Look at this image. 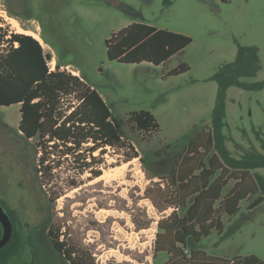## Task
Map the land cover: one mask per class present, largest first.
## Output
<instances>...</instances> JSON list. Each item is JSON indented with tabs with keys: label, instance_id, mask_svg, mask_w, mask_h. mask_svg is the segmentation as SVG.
Masks as SVG:
<instances>
[{
	"label": "rangeland",
	"instance_id": "374dc122",
	"mask_svg": "<svg viewBox=\"0 0 264 264\" xmlns=\"http://www.w3.org/2000/svg\"><path fill=\"white\" fill-rule=\"evenodd\" d=\"M23 9L30 22L16 16ZM0 14L15 22L10 25L0 16V28L9 37L31 31L43 40V45L38 41L53 56L51 71L58 63L79 71L124 131L121 147H106L104 155L97 151L94 161L87 160L101 176L86 171L79 177L71 170L77 162L55 155L52 160L60 167L43 185L36 173L38 139L26 140L19 131L21 106H0V204L12 211L21 234L18 252L3 264H68L50 243L52 225L76 249L79 263L163 264V254L154 258L158 222L173 209L159 212L156 205L165 206V196H174L172 170L193 171L216 154L210 145L206 152L204 148L213 136L219 95L215 75L237 60L240 47H255L262 68L243 81H264V0H0ZM38 22L42 31L36 29ZM133 23L186 35L192 43L160 66L109 60L106 41ZM182 63L188 72L168 75ZM69 103L63 107L67 114L78 104L74 97ZM225 106L228 125L223 132L232 155L264 153L259 140H264V89L230 87ZM139 111L156 118L157 132L145 136L128 125L130 115ZM134 152L139 157L129 161ZM258 176L264 179V169L251 171L246 181L257 194L240 203L238 214L221 218L224 232H235L224 239L213 231L204 240L209 255H255L264 261V202L250 209L263 197ZM73 181L78 188L71 186ZM235 184L230 180L226 190ZM54 194L62 196L50 202Z\"/></svg>",
	"mask_w": 264,
	"mask_h": 264
},
{
	"label": "trees",
	"instance_id": "16d2710c",
	"mask_svg": "<svg viewBox=\"0 0 264 264\" xmlns=\"http://www.w3.org/2000/svg\"><path fill=\"white\" fill-rule=\"evenodd\" d=\"M8 37L7 32L0 28V106L19 104L21 135L26 140L38 139V180L44 185L45 181L55 178L54 171L60 167V162L52 160L55 155L66 162L70 159L77 162L78 166L71 170L76 171L79 177L86 171H91L95 177L101 176L100 172L93 170V162L87 160L92 157L94 161L93 153L97 151L104 155L106 147H121L124 133L102 96L83 77L75 76L67 69L61 70L60 64L55 71H51L49 62L53 56L46 53L33 36L13 32ZM191 43L192 39L186 35L133 23L114 33L106 41V49L111 61L126 64L147 62L160 66L182 53ZM261 68L257 48L240 47L237 60L221 67L215 75L219 95L212 117L213 136L209 137L204 148L206 152L210 145L216 154L211 156L207 165L197 166L193 171L183 169L181 174L180 170H172L170 184L175 186L174 196H165V206L156 205L159 212L173 209L168 217L158 222L154 258L163 254L166 257L163 264H264L255 255L233 259L214 257L206 252L203 245L204 240L216 232L224 239L230 237L235 230L230 228L224 232L222 216L238 214L240 203L257 194L254 186L250 187L246 181L251 171L264 169V153L254 151L240 158L234 157L227 147L223 131L228 125L225 106L227 90L230 87L251 91L264 89V81H243L256 77ZM189 70L190 67L182 63L168 75L177 76ZM71 97L78 104L67 114L63 107L66 102L68 106L71 104ZM128 125L145 136L160 128L156 118L147 111L132 113ZM256 135L259 137L258 133ZM259 140L264 150V140ZM88 144L91 145L86 146ZM138 157L134 152L129 161ZM230 180H235L236 184L227 191ZM258 183L263 197L255 200L250 209L264 202V179L260 176ZM71 186L78 188L79 184L73 181ZM60 196L62 194H54L49 201L55 202ZM7 213L13 224V235L10 242L0 249L1 264L18 252L21 243L16 218L12 211ZM59 232L60 228L53 225L48 231L54 250L68 264H83L75 260L76 249L62 241Z\"/></svg>",
	"mask_w": 264,
	"mask_h": 264
},
{
	"label": "water",
	"instance_id": "95a60500",
	"mask_svg": "<svg viewBox=\"0 0 264 264\" xmlns=\"http://www.w3.org/2000/svg\"><path fill=\"white\" fill-rule=\"evenodd\" d=\"M0 225L2 227V236L0 238V249L4 248L11 240L13 235V224L5 210L0 204Z\"/></svg>",
	"mask_w": 264,
	"mask_h": 264
},
{
	"label": "flooded vegetation",
	"instance_id": "af4514ba",
	"mask_svg": "<svg viewBox=\"0 0 264 264\" xmlns=\"http://www.w3.org/2000/svg\"><path fill=\"white\" fill-rule=\"evenodd\" d=\"M7 3H8V0H5ZM9 13L10 14H14V12L13 11H9ZM12 14V15H13ZM16 16L18 17V18H21V20H24V21H26V22H30L31 20H32V18H30V17H27L26 16V12H25V10L23 9L22 10V12H20V13H18V14H16ZM35 20V19H34ZM38 24H39V27H36V29L38 30V29H41V31H42V27H41V24L38 22ZM58 64H60V63H58ZM57 64V65H58ZM61 65V64H60ZM62 67H70V65H66V66H62L61 65V68ZM79 75H80V73H79Z\"/></svg>",
	"mask_w": 264,
	"mask_h": 264
},
{
	"label": "bare ground",
	"instance_id": "6f19581e",
	"mask_svg": "<svg viewBox=\"0 0 264 264\" xmlns=\"http://www.w3.org/2000/svg\"><path fill=\"white\" fill-rule=\"evenodd\" d=\"M0 16H2L10 25H15V22L12 20V19H10V18H8L6 15H2V14H0ZM21 34H26V35H30V36H33L34 38H36L37 40H39V41H41L40 39H39V36L36 34V33H33V32H31V31H23Z\"/></svg>",
	"mask_w": 264,
	"mask_h": 264
},
{
	"label": "crops",
	"instance_id": "0c3cea01",
	"mask_svg": "<svg viewBox=\"0 0 264 264\" xmlns=\"http://www.w3.org/2000/svg\"><path fill=\"white\" fill-rule=\"evenodd\" d=\"M40 42L42 43V45L45 44V43L43 42V40L40 41ZM69 68H70V67H67V69H68L69 71H72V70H70ZM72 73H74L75 75L79 76V71H78V72L72 71Z\"/></svg>",
	"mask_w": 264,
	"mask_h": 264
},
{
	"label": "built area",
	"instance_id": "2783aa9c",
	"mask_svg": "<svg viewBox=\"0 0 264 264\" xmlns=\"http://www.w3.org/2000/svg\"><path fill=\"white\" fill-rule=\"evenodd\" d=\"M51 70H52V69H51ZM69 113H71V111H70Z\"/></svg>",
	"mask_w": 264,
	"mask_h": 264
}]
</instances>
